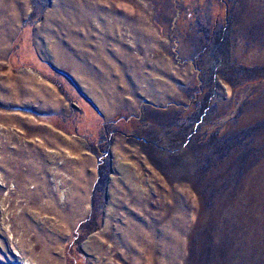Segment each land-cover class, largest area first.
Masks as SVG:
<instances>
[{"label": "rangeland", "instance_id": "1", "mask_svg": "<svg viewBox=\"0 0 264 264\" xmlns=\"http://www.w3.org/2000/svg\"><path fill=\"white\" fill-rule=\"evenodd\" d=\"M76 7L120 37L108 118L31 33ZM32 68L66 115L27 108ZM0 264H264V0H0Z\"/></svg>", "mask_w": 264, "mask_h": 264}, {"label": "crops", "instance_id": "2", "mask_svg": "<svg viewBox=\"0 0 264 264\" xmlns=\"http://www.w3.org/2000/svg\"><path fill=\"white\" fill-rule=\"evenodd\" d=\"M75 9L76 12L71 14L74 18H70L66 25L61 19L60 21L55 20V23H43L33 27L31 33H36V36H41L45 40V45L48 46L44 50L46 61L68 77L75 90L88 100L91 107L100 116L108 118L111 114L127 107V75L125 66L123 65L122 71L116 66H112L109 63L112 59L109 51L106 49L108 55L103 56L99 47L111 37L114 40H119L120 37L116 30L111 32L109 9H99L96 15L101 16L93 18L89 17L94 14L92 9H79L78 7ZM141 29L139 28V33L135 37V41H139L140 47L143 37ZM146 35L153 38L151 29ZM135 61H138L136 57ZM138 62H135L137 69L134 72V80L140 77ZM106 64H108L107 67ZM13 79L15 90H20L22 94L31 96L30 105L27 107L29 110L43 114L66 115L68 113L67 97L57 91L55 85L43 77L40 72L33 68L20 70ZM32 99L37 102H33ZM19 102L21 104L27 102L25 95ZM59 133H56L54 137L59 138L60 144L64 148L71 147V140L66 136L67 134L61 130Z\"/></svg>", "mask_w": 264, "mask_h": 264}]
</instances>
